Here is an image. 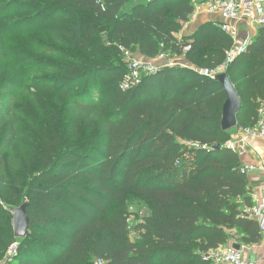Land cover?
Segmentation results:
<instances>
[{
    "label": "trees",
    "instance_id": "1",
    "mask_svg": "<svg viewBox=\"0 0 264 264\" xmlns=\"http://www.w3.org/2000/svg\"><path fill=\"white\" fill-rule=\"evenodd\" d=\"M33 1L65 21L59 31L79 51L101 59L83 57L68 70L69 79L110 75L100 102L95 95L73 97L74 124L84 120L96 128L80 144L62 148L56 139L48 146L26 194V238L15 237L11 216L5 219L0 207V256L18 246L2 264H211L210 250L228 244L234 231L241 244L261 243L260 225L246 211L253 187L241 157L227 146L233 135L221 125L226 94L214 74L233 38L213 21L183 35L194 0ZM122 47L146 58L170 52L191 66H162L123 90L128 68L109 62L124 57ZM227 67L243 101L237 127L254 126L264 100V26ZM4 121L0 114V127ZM16 137L10 122L0 142L4 186L3 155ZM129 194L148 209L134 225L123 202Z\"/></svg>",
    "mask_w": 264,
    "mask_h": 264
},
{
    "label": "rangeland",
    "instance_id": "2",
    "mask_svg": "<svg viewBox=\"0 0 264 264\" xmlns=\"http://www.w3.org/2000/svg\"><path fill=\"white\" fill-rule=\"evenodd\" d=\"M200 1V0H197ZM216 0L195 7L189 22L184 23L182 32L196 29L205 18L200 17ZM33 0L16 4L14 0H0V114L4 123L0 127V142L5 138L9 123L13 122L17 137L14 144L4 153L6 185L0 182V207L5 219L10 218L13 210L28 199L26 194L32 178L43 168L48 146L58 140L62 148L73 143L88 140L96 128L90 122L81 120L76 126L72 108L73 97L100 102L106 90V78L110 71L103 70L88 75L79 83L68 70L83 64V57L89 62L101 59L90 57L79 51L74 40H69L59 30L65 26L58 16L41 8L33 7ZM217 13V12H216ZM102 36L106 38V33ZM166 58L158 63H147L143 56L137 55L148 67L155 65L180 64L184 57L167 52ZM89 59V60H88ZM109 62L125 65L122 56L111 57ZM87 64V63H86ZM227 65L215 71V75L227 72ZM78 83V85H77ZM99 90L98 95L89 89ZM236 127L231 135L241 131ZM131 213L130 223L134 225L148 214L147 204L140 203L136 196L129 194ZM12 230L13 223H12ZM131 236L136 237L132 232ZM237 231L231 234L228 245L240 243ZM9 258L8 250L0 256V264Z\"/></svg>",
    "mask_w": 264,
    "mask_h": 264
},
{
    "label": "built area",
    "instance_id": "3",
    "mask_svg": "<svg viewBox=\"0 0 264 264\" xmlns=\"http://www.w3.org/2000/svg\"><path fill=\"white\" fill-rule=\"evenodd\" d=\"M202 4H210L211 0H194L196 6L199 2ZM209 12H217L222 17L223 21L218 23L221 30L230 35L234 40L233 47L227 53V60L224 66H228L234 58L246 52L248 45L251 43L252 38L248 37L244 41L238 43V37L240 34V23L250 22L259 27L264 26V0H216L208 7ZM234 22V23H232ZM124 58L127 61L128 71L124 75L121 83L123 90L131 89L138 85L141 81L143 74L150 71H154L159 67H148L137 57V53L125 48H121ZM166 52H162L159 57L166 58ZM149 63V62H147ZM215 74V72H214ZM264 140V100L260 101L258 110L257 123L254 126L242 128L240 133L236 137H233L227 142V146L233 148L241 159L248 154L251 150L250 142L253 139ZM243 168L248 175L251 173L260 171V186L258 190L254 189L252 192L253 205L246 209L248 216L256 220L260 225L261 233L263 234L264 242V158L259 159V164L243 163ZM231 244L220 246L217 249L210 250L207 257L211 264H264V257L256 253L254 245L241 244L240 249H236ZM17 243L12 244L8 249L9 260L17 252ZM7 259V260H8ZM96 264H104L102 260H97Z\"/></svg>",
    "mask_w": 264,
    "mask_h": 264
},
{
    "label": "water",
    "instance_id": "4",
    "mask_svg": "<svg viewBox=\"0 0 264 264\" xmlns=\"http://www.w3.org/2000/svg\"><path fill=\"white\" fill-rule=\"evenodd\" d=\"M224 88L226 94V100L222 110V129L229 131L238 126L237 117L240 114L243 101L233 84L229 74L227 72L218 73L215 75ZM29 201L23 203L20 207L13 210V229L16 238H26L30 230V218L28 216L27 206ZM233 247L240 249L241 243H234Z\"/></svg>",
    "mask_w": 264,
    "mask_h": 264
},
{
    "label": "crops",
    "instance_id": "5",
    "mask_svg": "<svg viewBox=\"0 0 264 264\" xmlns=\"http://www.w3.org/2000/svg\"><path fill=\"white\" fill-rule=\"evenodd\" d=\"M203 5H204V7H206V5H208V4L206 2ZM199 15H200V17L205 18L203 20V22L200 23V25H202L205 22H209V21H213V22H217V23H220L223 21L220 14H218L216 12L211 13V12H209L208 8H207V11L205 10L203 13H201ZM232 23H234V22H232ZM199 26L196 29H194L193 31H189L186 33L182 32V33H183V35L192 34L199 28ZM239 26H240V34H239L238 41H237L238 43L244 41L248 37H251L253 39L260 29L259 26L252 24L250 22H246V21L241 22ZM182 57H184V56H182ZM144 59L146 62H149V63H158L159 62V57H157V58H146V57H144ZM183 59H185V57ZM180 63L182 65H185V66H191V64L188 63L186 60L182 61ZM238 133H240V132H238ZM238 133L233 134V137H236L238 135ZM250 144H251V150H250V152H248V154H246L242 158V162L243 163H253V164L257 165V164H259V159L264 158V140L258 139V138L253 139L250 142ZM260 175H261L260 171L251 173L249 175L253 190L254 189L258 190V187L260 186V183H261ZM244 206L246 207V205H244ZM254 249H255L257 254L264 257V242H263V245L261 243L257 244L254 247Z\"/></svg>",
    "mask_w": 264,
    "mask_h": 264
}]
</instances>
